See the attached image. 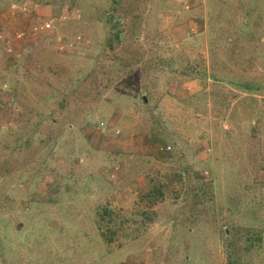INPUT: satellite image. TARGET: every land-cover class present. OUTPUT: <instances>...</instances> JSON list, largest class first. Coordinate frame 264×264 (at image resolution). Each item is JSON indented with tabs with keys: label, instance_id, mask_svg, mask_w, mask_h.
<instances>
[{
	"label": "rangeland",
	"instance_id": "374dc122",
	"mask_svg": "<svg viewBox=\"0 0 264 264\" xmlns=\"http://www.w3.org/2000/svg\"><path fill=\"white\" fill-rule=\"evenodd\" d=\"M0 37V264H264V0H0Z\"/></svg>",
	"mask_w": 264,
	"mask_h": 264
},
{
	"label": "built area",
	"instance_id": "2783aa9c",
	"mask_svg": "<svg viewBox=\"0 0 264 264\" xmlns=\"http://www.w3.org/2000/svg\"><path fill=\"white\" fill-rule=\"evenodd\" d=\"M51 23H52L51 20H46V21H43L39 25H33L31 27L19 29V30L14 32L13 38L15 40H21V39H23L29 35H32V34L39 32L41 30H48L51 27ZM166 148L169 149V146H166Z\"/></svg>",
	"mask_w": 264,
	"mask_h": 264
},
{
	"label": "trees",
	"instance_id": "16d2710c",
	"mask_svg": "<svg viewBox=\"0 0 264 264\" xmlns=\"http://www.w3.org/2000/svg\"><path fill=\"white\" fill-rule=\"evenodd\" d=\"M166 147V146H165ZM165 147H164V149H165ZM169 149H170V146H169ZM179 176H180V174H179Z\"/></svg>",
	"mask_w": 264,
	"mask_h": 264
},
{
	"label": "water",
	"instance_id": "95a60500",
	"mask_svg": "<svg viewBox=\"0 0 264 264\" xmlns=\"http://www.w3.org/2000/svg\"><path fill=\"white\" fill-rule=\"evenodd\" d=\"M144 98V97H143Z\"/></svg>",
	"mask_w": 264,
	"mask_h": 264
}]
</instances>
